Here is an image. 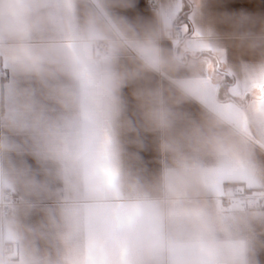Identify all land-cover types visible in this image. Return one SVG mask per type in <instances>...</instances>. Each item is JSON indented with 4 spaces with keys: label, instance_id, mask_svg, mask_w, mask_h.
Segmentation results:
<instances>
[{
    "label": "clouds",
    "instance_id": "obj_1",
    "mask_svg": "<svg viewBox=\"0 0 264 264\" xmlns=\"http://www.w3.org/2000/svg\"><path fill=\"white\" fill-rule=\"evenodd\" d=\"M131 2L0 0V264H258L264 18L226 15L216 33L205 0H156L147 23L114 11ZM140 132L167 161L151 179L120 140ZM24 152L70 194L46 210L50 234L21 221L47 191L11 159ZM49 235L51 258L35 243Z\"/></svg>",
    "mask_w": 264,
    "mask_h": 264
},
{
    "label": "crops",
    "instance_id": "obj_2",
    "mask_svg": "<svg viewBox=\"0 0 264 264\" xmlns=\"http://www.w3.org/2000/svg\"><path fill=\"white\" fill-rule=\"evenodd\" d=\"M151 0H132L131 4L126 7H117L114 9L116 14L126 17L130 22L147 23L153 20L154 11L151 10L149 2ZM156 2V0H153ZM203 21L211 22L212 29L216 33L229 31V26L222 22L226 15L234 14H251L264 18V0H205L203 5ZM185 24L189 31L192 29L190 17L185 19ZM226 60L238 65L250 62V58L242 56L235 48H229L225 53ZM5 78H11L6 74ZM132 88H125L123 95L128 103V116L135 120V102L131 96ZM200 105L196 102L185 103L182 105V111L189 113L193 118L197 117L200 112ZM20 143H27L24 138L15 137ZM139 139L140 143L135 141ZM125 158L127 162L145 179H151L167 163L166 159L160 154L157 147V139L150 133L140 132L128 133L120 137ZM11 159L18 165L27 167L35 176L37 181L46 185L47 191L39 197L34 198L35 207L26 215L21 217L23 224L38 229L41 232L50 234L46 210L55 209L62 199L67 198L70 194L64 184L55 176L54 169L49 164H44L33 158L27 152L21 154H12ZM258 159L264 160V154H258ZM258 239L264 242V234ZM36 247L41 254H47L49 258L53 257L56 252V243L49 238H37ZM258 264H264V248L257 253Z\"/></svg>",
    "mask_w": 264,
    "mask_h": 264
},
{
    "label": "snow or ice",
    "instance_id": "obj_3",
    "mask_svg": "<svg viewBox=\"0 0 264 264\" xmlns=\"http://www.w3.org/2000/svg\"><path fill=\"white\" fill-rule=\"evenodd\" d=\"M256 89L261 97V103H264V84L257 85Z\"/></svg>",
    "mask_w": 264,
    "mask_h": 264
},
{
    "label": "built area",
    "instance_id": "obj_4",
    "mask_svg": "<svg viewBox=\"0 0 264 264\" xmlns=\"http://www.w3.org/2000/svg\"><path fill=\"white\" fill-rule=\"evenodd\" d=\"M149 5H150L151 10L154 11V9H155V7H156V2L153 1V0H151V1L149 2Z\"/></svg>",
    "mask_w": 264,
    "mask_h": 264
}]
</instances>
